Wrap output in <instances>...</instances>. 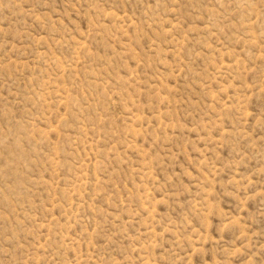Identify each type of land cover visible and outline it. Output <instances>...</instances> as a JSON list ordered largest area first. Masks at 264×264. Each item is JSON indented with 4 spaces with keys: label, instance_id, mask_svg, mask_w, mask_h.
Masks as SVG:
<instances>
[{
    "label": "rangeland",
    "instance_id": "374dc122",
    "mask_svg": "<svg viewBox=\"0 0 264 264\" xmlns=\"http://www.w3.org/2000/svg\"><path fill=\"white\" fill-rule=\"evenodd\" d=\"M0 264H264V0H0Z\"/></svg>",
    "mask_w": 264,
    "mask_h": 264
}]
</instances>
